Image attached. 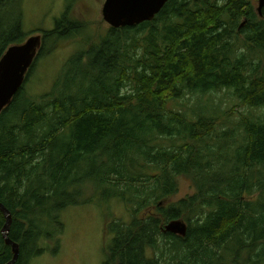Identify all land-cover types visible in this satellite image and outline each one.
Segmentation results:
<instances>
[{
	"label": "trees",
	"instance_id": "trees-1",
	"mask_svg": "<svg viewBox=\"0 0 264 264\" xmlns=\"http://www.w3.org/2000/svg\"><path fill=\"white\" fill-rule=\"evenodd\" d=\"M85 26L68 10L42 31L0 115V202L13 215L15 264L60 241L65 209L98 198L130 214L111 226L103 264H264V7L169 0L152 20L111 27L50 91L29 93L38 60ZM27 38L19 0H0V59ZM238 100L251 110L235 117ZM181 177L195 191L175 201ZM173 219L187 221L186 236L163 231ZM5 222L0 209V264L13 258Z\"/></svg>",
	"mask_w": 264,
	"mask_h": 264
},
{
	"label": "rangeland",
	"instance_id": "rangeland-1",
	"mask_svg": "<svg viewBox=\"0 0 264 264\" xmlns=\"http://www.w3.org/2000/svg\"><path fill=\"white\" fill-rule=\"evenodd\" d=\"M106 0H19L23 12L24 30L27 37L52 30L57 19L69 10L71 16L84 20L85 28L74 38L63 39L50 54L38 60L25 88L33 95L50 91L68 62L81 52H86L98 43L111 26L103 16ZM260 0H253L258 9ZM59 75V76H58ZM227 93V92H226ZM224 94V93H221ZM187 99L180 100L186 104ZM191 102L188 103L190 105ZM229 99L223 101L221 108L230 110ZM198 103L195 107H198ZM180 105L177 108H182ZM235 117L251 110L238 100L233 106ZM261 110L256 109V114ZM195 191L192 181L180 178V186L172 200L182 199ZM129 220L130 214L118 200L104 201L101 198L82 205L70 206L62 212L64 231L58 242L48 240L40 244L46 251L30 259V264H103L106 251L112 240L111 226L116 220ZM107 229H110L108 231ZM59 244L58 252L54 248Z\"/></svg>",
	"mask_w": 264,
	"mask_h": 264
},
{
	"label": "water",
	"instance_id": "water-1",
	"mask_svg": "<svg viewBox=\"0 0 264 264\" xmlns=\"http://www.w3.org/2000/svg\"><path fill=\"white\" fill-rule=\"evenodd\" d=\"M169 0H106L103 6V16L111 27H131L154 19ZM264 0H260L258 12L262 15ZM43 46V33L29 36L23 43L8 47L0 59V115L10 105L16 94L23 87L27 74L33 66ZM0 209L6 217L2 230L3 237L12 247L13 258L7 264H15L19 259L21 249L19 243L10 237L13 215L0 202ZM189 225L183 219L168 221L163 227L164 232L186 236Z\"/></svg>",
	"mask_w": 264,
	"mask_h": 264
},
{
	"label": "bare ground",
	"instance_id": "bare-ground-1",
	"mask_svg": "<svg viewBox=\"0 0 264 264\" xmlns=\"http://www.w3.org/2000/svg\"><path fill=\"white\" fill-rule=\"evenodd\" d=\"M244 24V23H243Z\"/></svg>",
	"mask_w": 264,
	"mask_h": 264
}]
</instances>
